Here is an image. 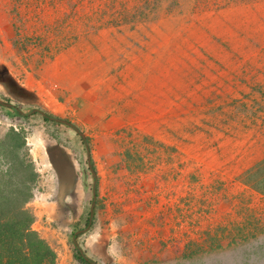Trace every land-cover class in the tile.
Segmentation results:
<instances>
[{"label":"rangeland","instance_id":"1","mask_svg":"<svg viewBox=\"0 0 264 264\" xmlns=\"http://www.w3.org/2000/svg\"><path fill=\"white\" fill-rule=\"evenodd\" d=\"M10 122L56 264H264V0H0Z\"/></svg>","mask_w":264,"mask_h":264},{"label":"trees","instance_id":"2","mask_svg":"<svg viewBox=\"0 0 264 264\" xmlns=\"http://www.w3.org/2000/svg\"><path fill=\"white\" fill-rule=\"evenodd\" d=\"M11 127L0 138V264H56V251L33 228L36 214L29 203L38 173L26 154L23 135ZM75 247L81 251L77 243Z\"/></svg>","mask_w":264,"mask_h":264},{"label":"flooded vegetation","instance_id":"3","mask_svg":"<svg viewBox=\"0 0 264 264\" xmlns=\"http://www.w3.org/2000/svg\"><path fill=\"white\" fill-rule=\"evenodd\" d=\"M9 102L7 103H1V105H4L6 107V104H8ZM9 107H12L11 105ZM35 113H42L43 117L46 119V120H56V121H59V122H63V123H66L67 120H64V119H61V118H57V117H53L52 115H50L49 113L47 112H44V111H40V110H37ZM69 122V121H68ZM68 125H71L72 127H75L73 124H69V123H66ZM77 130V129H76ZM77 133L80 135V133L77 131ZM80 137L83 139V141L85 140V138H83L81 135ZM51 147V146H50ZM57 147H63V146H59L57 145ZM48 155V154H47ZM49 157V156H48ZM50 159V158H49ZM55 167V166H54ZM53 167V168H54ZM54 170L56 171V182L58 184V192L61 191V187L62 185L63 186H71L73 183H74V176L71 175L68 171H65V170H61L60 169H56V167L54 168ZM70 198H72L73 196L68 194ZM93 209H94V206H93ZM94 212V210H93ZM82 214H80L79 218L81 217ZM90 217H91V211L89 213V218H88V224L86 225L85 228H82L80 230H86V229H89V227H91V224H92V221H93V217H92V220L90 221ZM78 221V220H77ZM73 227H75L77 225V222H74L71 224ZM76 233H79V231H76ZM78 252V251H77ZM80 254H82V259H80V257H78L82 262L85 261V262H92L93 264H98L96 263L95 261H93L92 259H90L84 252H82V250L80 252H78Z\"/></svg>","mask_w":264,"mask_h":264},{"label":"water","instance_id":"4","mask_svg":"<svg viewBox=\"0 0 264 264\" xmlns=\"http://www.w3.org/2000/svg\"><path fill=\"white\" fill-rule=\"evenodd\" d=\"M66 123L72 124L68 121H66ZM81 135L83 137H85V135L83 133H81ZM47 153H48V156L50 158L51 163L56 167V169H60V171L65 170V171H68L70 174H72V167L70 166V163L68 161V157H67V155L64 152L62 147H57V145L48 147ZM94 194H95V192H94ZM94 204H93V206H94ZM93 210L94 209L92 207L90 221L92 220V217L94 215Z\"/></svg>","mask_w":264,"mask_h":264},{"label":"crops","instance_id":"5","mask_svg":"<svg viewBox=\"0 0 264 264\" xmlns=\"http://www.w3.org/2000/svg\"><path fill=\"white\" fill-rule=\"evenodd\" d=\"M12 106V107H9V106ZM6 106L10 109V108H13V109H16V107L12 104V103H8V104H6ZM39 110V109H38ZM17 111H18V109H17ZM41 111V110H40ZM42 114V113H41ZM76 131H78L79 133L81 132L79 129L78 130H76ZM81 133H83V132H81ZM81 133H80V135H81ZM84 135H85V137H83L82 135V137L83 138H86V134L85 133H83ZM91 160L93 161V159H91V157H90V162H91ZM261 160H263L264 161V158H262V159H260V162H261ZM94 162V161H93ZM257 165L255 166V168H253V169H250V171H248L247 172V176L248 177H246V179H245V181H252V185H253V187H255L256 189H258L259 191H261V192H264V177L261 179L260 177H261V170L262 169H260V167H259V163H256ZM264 165V164H263ZM262 168V167H261ZM255 181V182H254ZM33 227H34V224H33ZM35 228V227H34Z\"/></svg>","mask_w":264,"mask_h":264},{"label":"built area","instance_id":"6","mask_svg":"<svg viewBox=\"0 0 264 264\" xmlns=\"http://www.w3.org/2000/svg\"><path fill=\"white\" fill-rule=\"evenodd\" d=\"M6 120H7V119H6ZM8 125H9V126H13L16 130H18L17 126H16L14 123L10 122Z\"/></svg>","mask_w":264,"mask_h":264}]
</instances>
